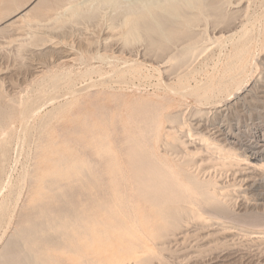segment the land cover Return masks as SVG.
I'll return each mask as SVG.
<instances>
[{"label":"bare ground","instance_id":"bare-ground-1","mask_svg":"<svg viewBox=\"0 0 264 264\" xmlns=\"http://www.w3.org/2000/svg\"><path fill=\"white\" fill-rule=\"evenodd\" d=\"M233 2L235 0H0V36L9 33L17 23L27 26L30 36L24 40L30 45L27 49L31 47L33 51L52 40L39 34L40 26L63 30L67 25L89 23L93 29L106 27L111 35H116L121 53L142 43L148 51L149 47L152 53L156 50L158 57L168 56L174 64L171 62L173 66L164 70L171 74L197 53L196 27L221 24L218 33L229 43L217 76L208 73L198 80L195 74L199 69L192 68L176 76L174 84L164 81L171 94L158 97L152 94L156 98L136 97L129 101L120 93L86 92L85 99L81 97L77 102L80 114L69 119L71 124L56 136V148L45 143L42 137L32 168L17 179H12L6 169L9 147L4 140L0 141V242L23 188H27L12 230L0 245V264H125L128 257L150 262L154 251L148 242L162 249L171 240L185 239L191 231L189 225L197 229L206 214L228 218L230 223L244 230L247 237L264 241V215L252 212L256 209L252 205L243 212L242 209L232 212L227 206L228 198L220 192L221 186L213 178L242 163L253 170L264 169V127L241 138L238 131L241 124L224 126L216 115L214 119L209 117L210 122L203 118L205 122L198 119L185 127L181 126L185 124L182 111L172 109L176 97L178 101L192 98L199 104L217 107L223 98L240 94L238 91L243 84L235 82L236 87L230 90V82L235 81L248 63L255 40L248 26L249 22L253 23L250 19L239 27L232 25V18L236 16L233 15L242 10L238 7L227 12L225 7ZM86 36L78 39V60L84 61L90 56L103 61L105 57L100 47L93 50L94 41L100 42L88 33ZM26 45L24 48L28 47ZM20 46L19 50L23 48L22 44ZM106 48L104 52L108 51ZM45 54L40 50L38 55L44 57ZM146 54L150 55L145 52L144 56ZM154 59L157 58L154 56ZM42 61L38 66L40 72L47 68ZM119 69L115 71L120 83L127 71L135 72L129 67L127 71ZM89 70L104 77L105 72L92 67ZM91 79L93 83L96 81ZM78 90L82 93L86 89ZM246 95L244 93L243 97ZM3 98L0 90V132L10 123L13 109L12 104L2 105ZM36 101L26 107L21 122L38 104L34 105ZM87 103L91 109L86 108ZM124 106L125 113L121 111ZM37 108H34L36 112ZM54 110L47 114L54 116ZM196 113L205 116L207 111L197 109ZM46 124L44 121L40 125L45 127ZM191 136L199 142L192 141ZM195 170L208 177L198 176ZM235 170L234 173L240 171L239 167Z\"/></svg>","mask_w":264,"mask_h":264},{"label":"rangeland","instance_id":"rangeland-1","mask_svg":"<svg viewBox=\"0 0 264 264\" xmlns=\"http://www.w3.org/2000/svg\"><path fill=\"white\" fill-rule=\"evenodd\" d=\"M238 7L242 8V10L233 15L236 16L232 18V25L239 27L242 22L251 20L253 23L251 24L249 22L248 26L251 29L255 40L250 49L248 63L244 66L243 71L238 75L235 81L233 83L230 82L231 84L229 83L230 90L236 87L237 82H241L243 84V88L238 91L240 94L237 93L236 95L234 94L229 96V98H223V100L220 101L221 103L218 102L216 104L219 105L217 107H213V105L210 104H199L192 98L178 101V97H176V103L173 104L172 109H180L182 111V118H184L185 124L181 126L186 127V124L189 122L193 123L198 119L201 120V122H210V118L214 119L217 115L218 121L221 120L222 122L220 121V123L224 126H228L230 123H237V126L241 124L238 127L241 138H245L248 133L264 127V0H235V2L227 5L225 9L227 12H232ZM259 10L262 11V13ZM41 24L44 25L45 22ZM86 24V26L78 24L73 27H71V25H67L70 28L67 29V26H65L66 28L63 27L65 28L63 30L62 28L52 30L50 26L46 27V25L40 26L39 29H37L39 34L52 38V40L50 42H46V45L44 44L45 46H40L39 48L41 49L37 51H33V48L30 47V50L32 49L31 52L28 50L30 46L27 44L28 41L24 40H28V37L30 36L29 27L17 23L12 27L13 29H11L9 33L3 35V37L0 36V90L5 96V98H3L2 105H7V103L10 105L12 104L11 106L13 108L10 123L0 132V141L4 140L9 147L6 169L9 173H11L12 179L19 178L25 171L32 168L35 160V150L42 137L46 139L45 143L52 145L53 149L56 148V145H54L56 144V136L58 137V134L65 126H69L71 124L69 119H72L76 115L80 114L81 107L77 102L79 99H82L81 97L85 99L84 95H86V92L90 93L93 91H102L106 94L113 92L115 94L120 93L122 95L124 94L123 96H125L127 100L130 99L129 101H133L136 97H148L154 99L156 96L158 97L160 95L163 96L171 94L168 87H165L164 84H174L176 76L183 74L192 68L196 67L199 69L198 71L200 73L196 72L195 74L196 79L198 80L204 79L209 74L217 76L223 66L225 54L227 53L229 47V43L225 42L224 37H220V34L218 33V30L222 27L221 24L213 25L212 23H207L198 26L195 28L194 39L198 41L197 46L200 49L198 48L195 56L192 57L186 65L177 68L178 70L176 69L174 73L169 74V72H165L164 70L168 69V66H171L170 63L173 62L168 60V56H166L167 58L158 57V52L156 50L152 53L151 47H149L148 51V47L142 43L132 46V48H128V51L124 50V52L121 53L119 51V41L116 35H111L107 30H105L106 27L97 26L98 28L93 29L94 26H91L89 23ZM77 26H80L81 28H76V30L75 27ZM60 30H65L66 32H62ZM197 30L198 32H196ZM43 31L45 32L43 33ZM52 32H55L56 36L53 35L54 33ZM67 32L69 33L67 34ZM84 33L86 35L88 33L89 37H92L100 42L97 43L94 41L93 50L99 49L100 47L99 50L105 57L103 61L93 59L90 56L85 58V62L78 60L79 57L76 52H78V46L80 45V36L84 35L87 37ZM108 33L113 38L108 36ZM96 35L97 37H100L97 38ZM106 36L107 39L105 38ZM85 37L81 38V40ZM103 38H105L106 41L109 39V41L106 42ZM202 41L204 42L201 43ZM20 44L23 45L21 50L18 49L21 47ZM24 45L28 47L25 46L26 48H24ZM105 47H107L106 49L108 51L104 52ZM18 50L20 52H17ZM40 50L41 52H46L47 54H45L44 57H42L43 55H38ZM50 52H52L51 55ZM145 52L150 55L148 56V54H146L147 56H144ZM154 56L155 58H159L161 60H155ZM41 57L45 61H42ZM145 57L148 59L149 57L151 58L147 60ZM152 57L155 61L152 60ZM142 58L145 59V61ZM150 60H152V62ZM40 61L44 62V65L47 66V68H45L46 70L49 68L48 71L45 69L41 72L38 71L40 69L38 66L43 64ZM156 61L157 63H155ZM206 64L208 66H206ZM91 67L94 70L105 72L103 75L104 77H100L96 74V72L90 71L89 68ZM128 67L131 68V70L135 69L136 73L133 71L131 73L130 71H127ZM119 68L127 71L125 75L127 78H124V76L122 80H120L121 83L119 82V78L116 76L117 72H119L117 71ZM200 69L202 71H200ZM86 71L89 73H85ZM111 72H113L114 75L109 74ZM162 73H164V75H162ZM106 75L107 79L111 75L108 79L110 82H108L107 79L105 81L104 78ZM91 78L96 81L93 83ZM116 78L119 83L117 81L114 82V79L116 80ZM97 80L100 84L97 83ZM101 80L104 81V83ZM164 81L166 82L164 83ZM85 82L89 85L88 87ZM77 88H84V90H86H82L83 92L81 93V90L79 91ZM94 88L97 89L93 90ZM74 91H79V93L83 96L78 92L74 93ZM71 92L74 94L69 95ZM244 93H247L245 97H243ZM152 94L156 96H152ZM256 94L258 95L257 98L253 96H256ZM34 100H37L34 105L37 104V102L38 104H41H37L35 106L38 107L37 109L40 111L36 109V112L34 109L35 107L33 106L31 112L26 116L27 119L24 121L26 122L27 120V122H21L22 113ZM242 101L244 105L242 104ZM85 106L89 109L92 108L88 105V103ZM124 107L125 108L122 107L121 109V111L123 110V113L126 112L125 109L127 110L126 106ZM53 108L56 109L54 110ZM207 108H209V110ZM51 109L54 110V116L52 117L49 116V113L47 114V112H50ZM197 109H204L207 111V114L205 116L199 115L198 113L195 114ZM44 121L47 123L45 127L40 125ZM165 123L167 122H164V125H166ZM23 124H25V126ZM210 127L211 126H208V128ZM191 137L193 138L194 136ZM196 140L198 139L194 137V140L192 141ZM196 142H199V140ZM40 143L43 144L44 141H41ZM237 167H239L240 171L234 173L233 171L237 169ZM227 171L213 178L217 180L218 184L221 186V190L219 189L220 192L228 198V208L232 210V212L236 213L241 211V209V212H243L245 208L254 207L256 209H253L252 212H261L264 215V169L253 170L247 168L246 165L242 163L239 166H234ZM195 173L200 177H208L207 174L201 172L200 170H195ZM258 177L262 179L260 180ZM26 189L27 188L25 187L23 188L21 194V197L23 198H25ZM21 197L17 203L18 206L13 211L9 227L6 229L0 245H3L6 241L5 238H8L10 230H12L16 221V214L18 213L20 206L19 204L24 200ZM199 226L200 227L195 229V227L189 225V229L191 231L185 239L171 240L170 242H167L162 249H159L157 245L154 246L152 243L148 242L154 251V257L150 262H141L138 257H128L125 259V264H264V241L254 240L247 237L245 235V231L237 228V225L235 226L232 222L230 223L228 218L224 219L206 214L204 220L199 224ZM224 226H227V228H224L225 230L223 229ZM222 242H226V244H223ZM58 254L60 253H57V255Z\"/></svg>","mask_w":264,"mask_h":264}]
</instances>
